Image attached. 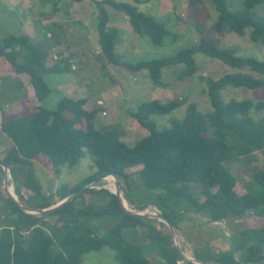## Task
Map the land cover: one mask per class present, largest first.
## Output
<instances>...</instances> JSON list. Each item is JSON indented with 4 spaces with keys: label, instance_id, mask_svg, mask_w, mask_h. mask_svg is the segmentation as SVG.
I'll list each match as a JSON object with an SVG mask.
<instances>
[{
    "label": "trees",
    "instance_id": "16d2710c",
    "mask_svg": "<svg viewBox=\"0 0 264 264\" xmlns=\"http://www.w3.org/2000/svg\"><path fill=\"white\" fill-rule=\"evenodd\" d=\"M60 1L52 0L48 12L50 16L60 12ZM68 1L64 15H68L71 4L85 0ZM90 1L99 11L96 37L100 52L97 58H104L130 74L147 70L149 79L156 86H167L161 80V70L165 67L180 65L177 77L193 76L196 71L194 54L197 52L217 58L232 68H247L251 73L236 71L217 79H208L206 93L212 110L201 112L194 102H189L182 119L171 118L169 125L160 129L152 116L169 114L184 100L141 101L128 110V116L145 132L129 145L121 139L114 125L102 129L95 127V116L102 107L86 108V96L74 98L61 95L54 107L46 105L51 88L45 76L66 74L72 71V66L75 68L72 52L55 57L51 64L47 63L49 51L60 44L59 35L64 36L65 26L62 22L46 24L42 33L37 27L33 36L25 33L5 35L0 39V97L10 94L18 97L19 92L22 94L24 84L20 75L24 74L38 102L32 111H27L23 105L21 113L4 112L6 110H1L3 106L0 105V133L11 143L0 157V180L3 165L9 170L18 202L31 208H46L84 185L94 181L99 183L103 177L113 175L128 203L138 210H143L148 204L155 205L175 229H178L179 219L171 205L183 199L210 221L228 217L244 218L248 212L258 208L264 213V168L257 169L249 180L241 182V178L229 167L241 157L249 158L255 152L264 154V98H230L224 101L220 92L227 86L248 89L264 87V59L236 55L232 49L217 45L214 38L202 37L197 43L167 56L127 61L114 52L116 29L107 25L110 20L102 5L122 11L132 31L146 36L154 45H162L168 35L174 40V32L161 20L163 17L156 18L136 6L149 0H132V3ZM185 1L188 5H194L204 0ZM207 1L217 12L212 23L216 31L227 30L244 35L245 29L250 28V39L264 45V15H258L254 9L264 4V0H241L238 8H234L230 0ZM177 7L178 3H173V10ZM34 24L38 26L39 20ZM7 70L10 76H6ZM100 70L107 72L103 60ZM85 150L93 159L94 172L72 186L60 185L47 195L41 191L32 166L38 155L48 157L54 173L59 174L60 166H74L84 156ZM135 166H140L137 173L142 190L153 192L151 197L155 203L136 204L129 194L131 176L127 169ZM97 183L94 187L84 188L71 200L42 213L24 211L7 196V206L2 210L7 224L0 226V264H78L85 253L103 247L114 251L116 264H151L142 247L127 241L122 231L146 227L147 237L150 234L151 238H160L169 243L171 233L168 226L160 221L163 226L154 227L152 221H157L156 218L127 212L113 192L104 187L96 188ZM194 188L201 199L195 197ZM85 193L90 198L97 195L99 202L81 200V204L77 205V198L82 195L81 198H84ZM99 217H109L112 222L102 235H97L90 227L92 220ZM241 234L246 239L244 245H231L230 250L224 252L206 251L205 258L195 250L193 257L215 264H255L263 260L264 222L259 227L243 230ZM162 252L167 264H195L183 257L171 242L169 250L163 248ZM236 252H240L238 258Z\"/></svg>",
    "mask_w": 264,
    "mask_h": 264
},
{
    "label": "rangeland",
    "instance_id": "374dc122",
    "mask_svg": "<svg viewBox=\"0 0 264 264\" xmlns=\"http://www.w3.org/2000/svg\"><path fill=\"white\" fill-rule=\"evenodd\" d=\"M115 1L132 3V0ZM230 1L234 4V8H238L241 4V0ZM68 2V0L60 1L58 4L60 12L58 11L50 16L48 12L52 7V0H0V39L7 34L19 35L25 33L33 36L37 32V27H39V32L42 33L46 24L52 21L62 22L65 26V33L62 32L64 36L59 35L60 44L54 46L49 51L47 63L51 64L55 57L59 58V56H65L69 52H72V64L75 68L72 66V71L66 74H48L45 76V80L51 88V93L45 100L46 105L48 107H54L56 100L61 95L74 98L86 96L88 97V102L85 104L86 108H90L91 106L102 107V110L97 112L95 116V127L102 129L114 125L119 130L121 139L129 145H132L145 132L141 127L136 126V122L128 116V110L137 106L141 101L150 99H158L161 102H166L169 99L184 100L183 103L169 114L152 116L157 128L160 129L168 126L171 118L182 119L186 114L189 102H194L197 109L201 112L212 110L206 93L208 79H217L226 73L236 71L251 73L247 68L240 70L232 68L221 60L200 52L194 54L196 71L193 76L185 78L177 77V70L180 68V65L163 68L161 70V80L167 85L164 87L154 85L149 79L146 69V72L141 69L134 74H130L124 69L108 63L104 58L102 60L106 65L107 72L103 73L100 70L102 60L97 58V54L100 52L96 37L98 8L95 7L93 1L85 0L71 4L68 15H64ZM173 3H178L176 10H173ZM136 6L140 11L153 15L156 18L159 17L160 19V17H163L161 20L174 32L175 36L173 34L174 40H172V36L168 35L162 45H154L146 36H139L132 31L122 11L114 10L109 5H102L107 11L110 20L107 25L116 29L117 37L114 42V52L124 60L135 62L167 56L178 49L197 43L202 37L214 38L217 45L232 49L236 55L254 57L259 60L264 59V45L250 39V28L245 29L244 35H238L235 32L227 30L218 32L212 27L217 12L214 6L207 0L194 5H188L185 0H173V2L172 0H149L148 2L138 3ZM254 9L258 15H264V4L258 5ZM39 12L43 13L41 14ZM36 18L39 20L38 26L34 24L37 21L35 20ZM5 74H7L6 76H10L8 70ZM6 76H4V79ZM20 78L24 86L22 87V94L19 92L18 97H21L22 100L17 96H12V94L0 97V105L3 106L1 110H6L4 112L9 113L12 111L21 113L23 105L25 109L27 108V111H32L38 104L34 97L32 86L28 83L27 76L22 74ZM220 92L224 101L230 98L238 100L245 98H251L252 100L264 98V87L248 89L245 87L227 86ZM99 100L101 103H98ZM10 144V141L0 133V157L3 156ZM229 165L236 176L241 178V182H246L250 179L254 171L264 168V154L262 152H255L253 156L249 158L241 157ZM32 166L41 191L46 195L47 193H52L60 185L66 184L72 186L78 183L96 169L93 159L87 150H85L84 156L74 166H60L59 174L54 173L51 161L42 154L33 160ZM139 168L140 166H135L127 169V172L131 176L129 177L131 180L128 189L129 194L136 204L153 203V201L155 203V200L151 197L153 192L146 193L142 190L141 179L137 173ZM8 182L9 190L11 191L12 188L13 191L10 176ZM114 185L115 179L107 177L106 179L99 180L96 186L97 188H108L112 192L115 189ZM120 193L121 197H123L121 190ZM193 193L195 197L201 199L197 196L196 188L193 189ZM13 194L16 197L14 192ZM7 196V191L3 186L2 176L0 180V226L7 224L2 215L3 207L7 206ZM81 197L83 195L77 198V205L81 204V200H91L92 202L90 203L96 204L99 202L97 195H93L90 198L89 194L85 193L84 198ZM126 203L127 209L139 211L133 204L127 201ZM154 208H156L155 205L148 204L145 209L139 212H152ZM171 208L174 209L175 216L179 219L177 226L182 227L180 230L181 234L191 239L192 237H197V234H199L196 231H192L191 228L222 226V223L221 225L208 224L207 221L209 218L206 219V216L203 217L204 215L200 214V216L199 213H196L192 209L190 202L186 199L178 200L175 203L173 202ZM253 212L255 214H251L250 212L246 215V219L238 222H235L237 218H226L230 221L228 226L232 227L231 230H239V228H242V230L238 233L235 232L229 246L222 248L221 251H229L231 245H244L246 239L241 236L243 234L241 232L249 226H261L263 224V210L258 208ZM188 216L193 219H187ZM160 221L168 226L164 221L158 219L157 221H152V225L154 227L163 226ZM92 224L94 226L92 225L90 227H92L97 235H102L108 226H111L112 222H110L109 217H101L100 219H93ZM224 226H227V224H224ZM146 230V227L140 230L126 228L122 231V235L127 241L141 246L144 255L151 264H167L162 249L166 248V250H169L170 242L176 246L183 257L184 255L193 257L190 253L192 251L190 245L184 241L178 229L175 230V236L179 245L173 239L172 234H170L171 238L169 243H167L160 238H151L150 234L147 237ZM231 230L229 229L227 231L230 232ZM203 236L207 237L208 234L204 233ZM218 242L211 240L204 244V246L203 244L202 246L198 245L201 248L196 247V252L205 258L207 256L206 251L208 253L214 252L213 247H209L210 244H216ZM214 248L217 249L216 246ZM239 254L240 252H236L235 256L238 258ZM82 263L116 264L114 251L108 247H103L98 251L87 252L82 257ZM257 264H264V260Z\"/></svg>",
    "mask_w": 264,
    "mask_h": 264
},
{
    "label": "crops",
    "instance_id": "0c3cea01",
    "mask_svg": "<svg viewBox=\"0 0 264 264\" xmlns=\"http://www.w3.org/2000/svg\"><path fill=\"white\" fill-rule=\"evenodd\" d=\"M0 114H1V112H0ZM196 213H199V215L201 214L200 212H196ZM248 213H250V212H248ZM251 214H255V213L251 212ZM256 215H258V214H256ZM203 217H205V215ZM205 218L208 219V217H205ZM246 218H247L246 216L244 218H237V219L235 218L236 219L235 222L236 221L238 222L240 220L242 221L243 219H246ZM187 219L191 220L193 218L188 216ZM207 222H208V224H211V225H221V223H222V226H205V228H197V229L191 228L192 231H196V232L199 233V234H197V237H192L191 236L192 239L189 238V237H186L184 234H181L180 230L182 229V227L178 226V231L182 235L184 241L187 242L190 245V248L192 250V251H190V253L192 254V256L194 254V251L196 250V247H198V245L202 246V244H203V246H204V244L208 243V241H211V240H214V241H217V242L219 241V242L216 243V244H210L209 247L210 248L213 247V250H214L215 253L221 252L222 248H226V247L229 246L231 236L235 232L238 233V232H240L242 230V228H239V230H234V231L231 230L232 227L228 226V223H230V221L227 220L226 218L222 219L220 221H210L208 219ZM233 222H234V220H233ZM224 224H227V226H224ZM256 227H259V226H249L247 229L256 228ZM229 229L231 230L230 232L227 231ZM174 230H177V229L174 228ZM244 230H246V229H244ZM222 232H224V234H222ZM204 233H207L209 237L207 236L208 237L207 238V237L203 236ZM214 246H216L217 249H215ZM198 248H201V247H198ZM187 257H190V255H188ZM263 260H260V261L256 262L255 264L260 263ZM206 263L207 264H215L212 261H209V262H206Z\"/></svg>",
    "mask_w": 264,
    "mask_h": 264
},
{
    "label": "water",
    "instance_id": "95a60500",
    "mask_svg": "<svg viewBox=\"0 0 264 264\" xmlns=\"http://www.w3.org/2000/svg\"><path fill=\"white\" fill-rule=\"evenodd\" d=\"M2 168L4 170V175H3V186L4 188L6 189L7 191V195L13 200L15 201L16 203H18V205L24 210V211H27V212H31V213H42V212H45V211H48V210H52L53 208L59 206L61 203H63L64 201L66 200H71L73 197H75L81 190H83L84 188H88V187H94L95 183H97V181H94V182H91L87 185H84L83 187H81L80 189L72 192L68 197L58 201L56 204L54 205H51L49 207H46V208H31L29 206H26V205H23L21 203L18 202L17 198L13 195V193H11L8 189V180H9V170L7 167L3 166L2 165ZM114 179H115V185H114V190L112 191L118 198L119 200V203L121 204V206L129 213L131 214H140V215H145V216H148V217H153V218H157L158 220H162L164 221L167 225H168V228L173 236V239L175 240V242L178 244V241H177V238L175 236V230L172 226V224L169 222V220L167 218H165L163 216V214L155 208H154V212H145V213H142V212H139V211H134V210H131V209H127V207L123 204V197H121V193H120V187H119V183H118V180L115 176L111 175ZM104 178V177H103ZM145 209V208H144ZM179 245V244H178ZM182 252V250H181ZM184 255V254H183ZM184 257L186 259H189L191 260L192 262H194L195 264H207L205 262H201L200 260L194 258V257H187L186 255H184Z\"/></svg>",
    "mask_w": 264,
    "mask_h": 264
},
{
    "label": "bare ground",
    "instance_id": "6f19581e",
    "mask_svg": "<svg viewBox=\"0 0 264 264\" xmlns=\"http://www.w3.org/2000/svg\"><path fill=\"white\" fill-rule=\"evenodd\" d=\"M11 184V183H10ZM9 189V188H8ZM10 191V190H9ZM11 193H13V191H12V188H11V191H10ZM14 195V194H13ZM122 201H123V204L125 205V206H127V203H126V201H125V199L123 198L122 199Z\"/></svg>",
    "mask_w": 264,
    "mask_h": 264
},
{
    "label": "built area",
    "instance_id": "2783aa9c",
    "mask_svg": "<svg viewBox=\"0 0 264 264\" xmlns=\"http://www.w3.org/2000/svg\"><path fill=\"white\" fill-rule=\"evenodd\" d=\"M98 103H101V101L99 100ZM107 177H112V176H106V177H104V178L106 179ZM112 178H113V177H112ZM94 186H95V185H94ZM96 188H97V186H96ZM155 210H156V209H155ZM152 212H154V210H153ZM78 264H84V263L80 262V263H78Z\"/></svg>",
    "mask_w": 264,
    "mask_h": 264
},
{
    "label": "clouds",
    "instance_id": "9594fccd",
    "mask_svg": "<svg viewBox=\"0 0 264 264\" xmlns=\"http://www.w3.org/2000/svg\"><path fill=\"white\" fill-rule=\"evenodd\" d=\"M107 176H111V175H107ZM106 177V176H105ZM103 179V178H102ZM155 209H157V208H155Z\"/></svg>",
    "mask_w": 264,
    "mask_h": 264
}]
</instances>
